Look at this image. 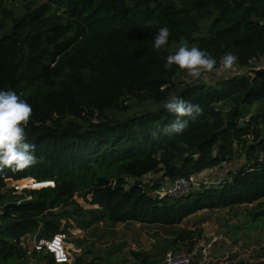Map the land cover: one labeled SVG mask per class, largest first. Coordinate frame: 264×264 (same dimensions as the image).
I'll list each match as a JSON object with an SVG mask.
<instances>
[{"label": "trees", "instance_id": "16d2710c", "mask_svg": "<svg viewBox=\"0 0 264 264\" xmlns=\"http://www.w3.org/2000/svg\"><path fill=\"white\" fill-rule=\"evenodd\" d=\"M0 14V90H13L31 105L25 132L37 158L20 171L0 170V264H30L22 239L67 232L71 221L81 229L96 221L175 226L200 210L251 204L248 216L264 226V74L180 84L177 78L188 73L164 67L175 53L171 46L182 42L208 51L217 67L229 51L238 65L253 67L264 58V0H38L18 13L0 0ZM165 26L168 44L156 50L154 34ZM172 95L200 104L203 114L185 117L182 134L154 137L176 119L163 107ZM133 98L156 107L128 115ZM181 141L188 147H179ZM237 147L246 162L223 182L180 197L151 195L163 179L231 163ZM152 173L160 178L137 185ZM31 178L55 185L22 194L5 190L9 179H24L23 186L33 185ZM77 192L96 207L81 206ZM202 239L203 230L184 229L175 244L195 251ZM134 255L140 264L161 263Z\"/></svg>", "mask_w": 264, "mask_h": 264}, {"label": "rangeland", "instance_id": "374dc122", "mask_svg": "<svg viewBox=\"0 0 264 264\" xmlns=\"http://www.w3.org/2000/svg\"><path fill=\"white\" fill-rule=\"evenodd\" d=\"M5 7L21 12L30 2L38 0H1ZM2 15L0 14V17ZM187 43L190 47L194 43ZM181 43L171 46L172 51H176ZM264 66V58L255 61L253 67H243L236 62L229 70L223 69L220 64L213 72H202L200 78H194L189 74L181 75L177 78L178 83L184 81L200 82L206 84H215L218 80L235 75L250 74L248 68H258ZM173 97V95H172ZM130 106L127 114L139 113L145 109L156 107L152 102L141 98H133L127 102ZM258 106L251 107L250 114H255ZM118 117L125 114H116ZM249 116L246 117L247 120ZM236 158L231 163H223L212 170L204 171L202 174H193L198 180L203 182V186H215L223 180L230 177L229 172H235L246 162V153L241 147H237ZM160 175L151 174L153 181L159 179ZM148 180V179H147ZM22 181V180H20ZM20 181H11L5 190L18 189L29 185H19ZM51 184V183H50ZM48 184V185H50ZM31 185V184H30ZM46 185V184H44ZM43 185V186H44ZM31 187V186H30ZM41 188V187H40ZM30 190V188L28 189ZM90 199V196L87 197ZM74 199L84 208H95L78 192ZM251 204H243L231 208H221L213 210H200L187 217L181 224L175 226L144 225L139 223H115L108 221H96L87 229H81L71 221L72 225L68 227V243L73 245L71 248L72 260L69 264H75L78 258H81L80 264H140L134 252L148 254L151 259L163 261L165 254L172 251L174 254H194L193 249L186 244H175L180 230L201 229L204 233V239L200 240L196 247L212 236L217 230L224 229L225 233L210 247H206L208 264H224L231 261H259L264 259V248L255 250V247L264 243V226L261 220L254 222L248 216V210ZM56 211V210H55ZM61 211V209H59ZM50 212H48L49 214ZM66 219L62 220L61 229L64 228ZM36 233L27 236L26 245L31 246ZM254 247V248H253ZM44 253H38L35 257H30V264H46ZM196 263V262H195Z\"/></svg>", "mask_w": 264, "mask_h": 264}, {"label": "clouds", "instance_id": "9594fccd", "mask_svg": "<svg viewBox=\"0 0 264 264\" xmlns=\"http://www.w3.org/2000/svg\"><path fill=\"white\" fill-rule=\"evenodd\" d=\"M169 35L168 27H160L154 34L153 47L156 50L166 49ZM181 39L183 41V38ZM236 59V56L229 51L220 58V64L223 69L229 70ZM173 65L198 79L202 72H213L217 68V60L208 51L195 46L190 47L182 42L175 53L166 56L164 67L171 69ZM163 107L168 113L175 115L176 119L158 132H154V137H158L161 133L182 134L189 124V120L185 117L195 120L204 111L200 104L177 97L167 99ZM31 115L32 107L25 99L13 90H0V170L10 169L16 172L36 163L35 145L27 142L25 132ZM178 146L188 147L187 143L182 141Z\"/></svg>", "mask_w": 264, "mask_h": 264}, {"label": "built area", "instance_id": "2783aa9c", "mask_svg": "<svg viewBox=\"0 0 264 264\" xmlns=\"http://www.w3.org/2000/svg\"><path fill=\"white\" fill-rule=\"evenodd\" d=\"M251 61H253V59ZM152 174L154 175V177H155V174L159 175L158 173H152ZM150 177H151V174L145 176L144 178H141L138 181L137 185L141 187L143 183L151 181L152 178ZM24 179H21V180H24ZM31 179L33 181V185L31 184L29 186H24V187L19 186L20 188L18 189L13 188V194H22L25 192V190H28L29 188L30 190H33V189H40V187L41 188L53 187L55 185V182L53 180L39 182L33 178ZM11 181H20V180L9 179L8 183ZM135 181L136 179H129L130 184L134 183ZM42 183H45L46 185L42 186L41 185ZM50 183H52L53 185L48 186V184ZM130 184H128V186ZM202 184L203 182H201V180H198L194 175H191L189 177H180L176 179L175 181L163 179L161 181L160 187L158 189L152 190L150 193L152 196L159 197V198L164 197V196L180 197L192 190L199 189ZM25 196H27V199L31 198V195L25 194ZM20 202L21 200L18 201V203ZM3 212H4L3 206H0V215H2ZM35 235L36 236L34 237L31 246L26 245L28 235L24 237L21 242V245L26 249V253L28 257H31L34 252L48 253L54 258L55 262L57 263H60V264L71 263V260H72L71 248H73V245L68 243L67 241L68 232L61 231L49 238L39 237V232H36ZM196 252L194 251V254L177 255V254H174L172 251H169L165 254L164 260L160 264H208L209 259H208L206 247L202 249L199 255H197ZM261 260H264V259H261Z\"/></svg>", "mask_w": 264, "mask_h": 264}, {"label": "water", "instance_id": "95a60500", "mask_svg": "<svg viewBox=\"0 0 264 264\" xmlns=\"http://www.w3.org/2000/svg\"><path fill=\"white\" fill-rule=\"evenodd\" d=\"M248 69H249L250 75L252 76L264 74V66L258 67V68H248ZM224 233H225L224 229L217 230L212 236L207 238L203 242V244L198 246L196 254L199 255L203 248L210 246L214 241H216V239L220 238Z\"/></svg>", "mask_w": 264, "mask_h": 264}, {"label": "crops", "instance_id": "0c3cea01", "mask_svg": "<svg viewBox=\"0 0 264 264\" xmlns=\"http://www.w3.org/2000/svg\"><path fill=\"white\" fill-rule=\"evenodd\" d=\"M215 242V241H214ZM213 242V243H214ZM264 248V243H262L260 246H258V247H255V250H259L260 248ZM254 248V247H253ZM259 251H261V250H259ZM264 252V251H263ZM162 262V261H161Z\"/></svg>", "mask_w": 264, "mask_h": 264}]
</instances>
